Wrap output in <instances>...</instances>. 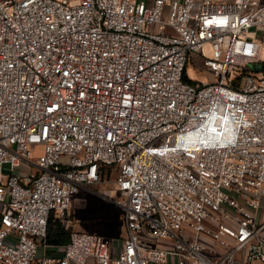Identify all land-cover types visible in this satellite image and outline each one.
I'll return each mask as SVG.
<instances>
[{"label": "built area", "instance_id": "1", "mask_svg": "<svg viewBox=\"0 0 264 264\" xmlns=\"http://www.w3.org/2000/svg\"><path fill=\"white\" fill-rule=\"evenodd\" d=\"M263 48L262 0H0V264H264ZM107 170L119 247L71 226Z\"/></svg>", "mask_w": 264, "mask_h": 264}, {"label": "crops", "instance_id": "2", "mask_svg": "<svg viewBox=\"0 0 264 264\" xmlns=\"http://www.w3.org/2000/svg\"><path fill=\"white\" fill-rule=\"evenodd\" d=\"M109 194H115L114 188L111 189ZM96 198V194H94L92 190L86 188H81L73 195L71 201V226L73 229L79 231L97 232L113 236L116 238L117 245L119 247L126 232L123 210L107 198L105 202H100ZM80 206L84 209L83 215L78 214ZM99 216H102L103 219L101 220ZM57 252L58 250L55 246L46 249L42 246L39 247V254H51ZM88 262H92V259L89 258ZM151 264L177 263L173 258H168L164 263L152 262Z\"/></svg>", "mask_w": 264, "mask_h": 264}, {"label": "rangeland", "instance_id": "3", "mask_svg": "<svg viewBox=\"0 0 264 264\" xmlns=\"http://www.w3.org/2000/svg\"><path fill=\"white\" fill-rule=\"evenodd\" d=\"M262 60H264V48L261 52V57ZM249 67L251 69H261L262 67V62H253L249 64ZM187 72L191 75L195 74L197 77L201 78H209V74L204 71L201 62L199 58H196V61L194 63H190L189 67L187 69ZM115 177V170H107L104 175L101 177V180L94 184L92 186V190H94V194H96V199L99 200L100 202H105L106 197L105 194H109L111 189L114 187L113 184V179ZM78 214L83 215L84 214V209L82 206H80ZM101 220L103 219L102 216H99Z\"/></svg>", "mask_w": 264, "mask_h": 264}, {"label": "trees", "instance_id": "4", "mask_svg": "<svg viewBox=\"0 0 264 264\" xmlns=\"http://www.w3.org/2000/svg\"><path fill=\"white\" fill-rule=\"evenodd\" d=\"M46 240L58 244L65 243L68 240V231L63 229L54 216H50L48 219Z\"/></svg>", "mask_w": 264, "mask_h": 264}]
</instances>
